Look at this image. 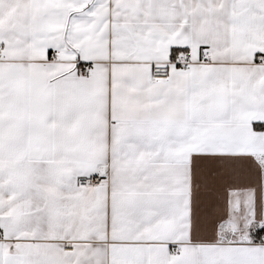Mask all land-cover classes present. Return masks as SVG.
Wrapping results in <instances>:
<instances>
[{
  "label": "crops",
  "instance_id": "crops-1",
  "mask_svg": "<svg viewBox=\"0 0 264 264\" xmlns=\"http://www.w3.org/2000/svg\"><path fill=\"white\" fill-rule=\"evenodd\" d=\"M0 46V264H264V0H0Z\"/></svg>",
  "mask_w": 264,
  "mask_h": 264
},
{
  "label": "built area",
  "instance_id": "built-area-1",
  "mask_svg": "<svg viewBox=\"0 0 264 264\" xmlns=\"http://www.w3.org/2000/svg\"><path fill=\"white\" fill-rule=\"evenodd\" d=\"M4 51V47L0 46V56ZM54 56V54H52ZM256 58L264 62L263 55H257ZM210 60V51L208 49L202 50L198 55L194 56L190 51L183 50L176 53L173 57L160 63H153L150 67V75L153 79L163 80L167 79L170 74L171 67L175 66L183 71L189 70L194 65L207 64ZM91 73L90 64L83 63L80 68L82 76H88ZM107 180L101 173L89 174L77 178V186L79 188L98 187L106 183ZM261 240L264 242V231L260 234ZM67 250L71 249V245L65 247Z\"/></svg>",
  "mask_w": 264,
  "mask_h": 264
},
{
  "label": "water",
  "instance_id": "water-1",
  "mask_svg": "<svg viewBox=\"0 0 264 264\" xmlns=\"http://www.w3.org/2000/svg\"><path fill=\"white\" fill-rule=\"evenodd\" d=\"M101 171H103V170H101Z\"/></svg>",
  "mask_w": 264,
  "mask_h": 264
}]
</instances>
